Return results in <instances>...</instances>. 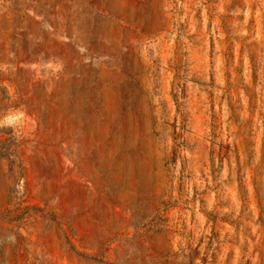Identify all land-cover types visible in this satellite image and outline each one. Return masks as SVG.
<instances>
[{
  "label": "rangeland",
  "instance_id": "374dc122",
  "mask_svg": "<svg viewBox=\"0 0 264 264\" xmlns=\"http://www.w3.org/2000/svg\"><path fill=\"white\" fill-rule=\"evenodd\" d=\"M0 264H264V0H0Z\"/></svg>",
  "mask_w": 264,
  "mask_h": 264
},
{
  "label": "clouds",
  "instance_id": "9594fccd",
  "mask_svg": "<svg viewBox=\"0 0 264 264\" xmlns=\"http://www.w3.org/2000/svg\"><path fill=\"white\" fill-rule=\"evenodd\" d=\"M19 119V115H16V116H8L5 118V124H12L14 121L18 120Z\"/></svg>",
  "mask_w": 264,
  "mask_h": 264
}]
</instances>
